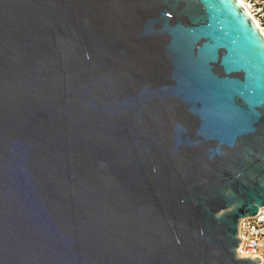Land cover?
<instances>
[{
	"label": "water",
	"instance_id": "95a60500",
	"mask_svg": "<svg viewBox=\"0 0 264 264\" xmlns=\"http://www.w3.org/2000/svg\"><path fill=\"white\" fill-rule=\"evenodd\" d=\"M264 35L239 0H0V264H258Z\"/></svg>",
	"mask_w": 264,
	"mask_h": 264
},
{
	"label": "built area",
	"instance_id": "2783aa9c",
	"mask_svg": "<svg viewBox=\"0 0 264 264\" xmlns=\"http://www.w3.org/2000/svg\"><path fill=\"white\" fill-rule=\"evenodd\" d=\"M237 239L240 241L236 248L238 259H249L261 261L264 264V209L251 218L240 220Z\"/></svg>",
	"mask_w": 264,
	"mask_h": 264
},
{
	"label": "rangeland",
	"instance_id": "374dc122",
	"mask_svg": "<svg viewBox=\"0 0 264 264\" xmlns=\"http://www.w3.org/2000/svg\"><path fill=\"white\" fill-rule=\"evenodd\" d=\"M250 8L252 14L260 23L262 30L264 31V2L259 0H243Z\"/></svg>",
	"mask_w": 264,
	"mask_h": 264
},
{
	"label": "bare ground",
	"instance_id": "6f19581e",
	"mask_svg": "<svg viewBox=\"0 0 264 264\" xmlns=\"http://www.w3.org/2000/svg\"><path fill=\"white\" fill-rule=\"evenodd\" d=\"M239 2L245 7V9L248 11V13L251 15V17L253 18V20L255 21V23L258 25L260 31L263 33L264 35V31L262 30L260 23L258 22V20L255 18V16L252 14L249 6L243 1V0H239Z\"/></svg>",
	"mask_w": 264,
	"mask_h": 264
},
{
	"label": "trees",
	"instance_id": "16d2710c",
	"mask_svg": "<svg viewBox=\"0 0 264 264\" xmlns=\"http://www.w3.org/2000/svg\"><path fill=\"white\" fill-rule=\"evenodd\" d=\"M251 1H255V0H251ZM259 1L264 2V0H259Z\"/></svg>",
	"mask_w": 264,
	"mask_h": 264
}]
</instances>
